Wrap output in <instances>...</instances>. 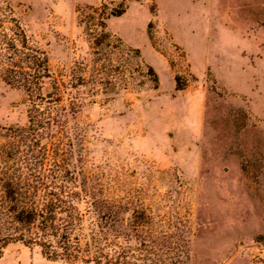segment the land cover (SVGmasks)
Returning a JSON list of instances; mask_svg holds the SVG:
<instances>
[{"label": "rangeland", "instance_id": "1", "mask_svg": "<svg viewBox=\"0 0 264 264\" xmlns=\"http://www.w3.org/2000/svg\"><path fill=\"white\" fill-rule=\"evenodd\" d=\"M8 1L48 54L37 103L58 125L28 155L31 136L17 135L33 100L4 81L0 49V208L7 175L38 166L86 188L75 235L95 252L108 198L132 208L125 220L137 208L152 229L187 236V264H264V0ZM0 264L94 263L16 241Z\"/></svg>", "mask_w": 264, "mask_h": 264}, {"label": "trees", "instance_id": "2", "mask_svg": "<svg viewBox=\"0 0 264 264\" xmlns=\"http://www.w3.org/2000/svg\"><path fill=\"white\" fill-rule=\"evenodd\" d=\"M103 7L106 9L108 5L104 3ZM124 11L123 3L120 9L105 11L104 19L110 15L119 16ZM99 22L104 28V42L110 43L113 35L106 31L105 20ZM0 49L5 57L4 81L12 86L25 87L33 100L29 126L21 129L23 133L17 136L23 138L24 133L31 136L28 155L33 156L37 150H44L45 153L46 146L41 142L44 138L53 137V129L58 125L53 111L41 109L37 103L44 100L42 91L47 79L51 78L49 57L45 50L33 44L8 0H0ZM136 53L138 57L139 51L136 50ZM149 72L158 81L151 66ZM52 101L48 99L47 103ZM79 107L75 108L72 103L75 111ZM65 177L61 171H49L38 166L30 167L26 173L21 171L7 175L0 226H8L6 229L9 230H0V258L8 244L21 241L26 245H38L48 259H63L69 263L82 260L94 264H187L190 258L187 236L177 237L152 229V218L138 220L137 208H133L132 217L125 220L121 215L131 212L132 208L108 198H104V219L108 227L104 234V247L101 252L93 251L89 242L83 243L75 235L76 227L83 220L79 201L87 190L82 185H76L73 181L75 177H71L69 183ZM4 218L5 222H2ZM132 234L137 245L128 242ZM122 236L126 239L125 243L119 241Z\"/></svg>", "mask_w": 264, "mask_h": 264}]
</instances>
